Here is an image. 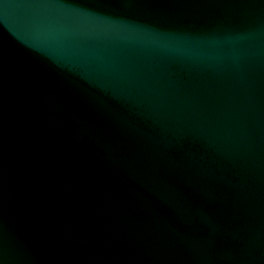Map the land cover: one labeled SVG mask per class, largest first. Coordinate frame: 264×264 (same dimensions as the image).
Here are the masks:
<instances>
[{
	"label": "water",
	"instance_id": "95a60500",
	"mask_svg": "<svg viewBox=\"0 0 264 264\" xmlns=\"http://www.w3.org/2000/svg\"><path fill=\"white\" fill-rule=\"evenodd\" d=\"M0 264H264V0H0Z\"/></svg>",
	"mask_w": 264,
	"mask_h": 264
}]
</instances>
